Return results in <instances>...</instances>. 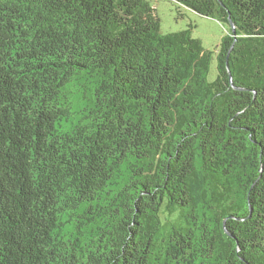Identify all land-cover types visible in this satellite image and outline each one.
<instances>
[{
	"label": "trees",
	"instance_id": "obj_1",
	"mask_svg": "<svg viewBox=\"0 0 264 264\" xmlns=\"http://www.w3.org/2000/svg\"><path fill=\"white\" fill-rule=\"evenodd\" d=\"M0 0V264H264V0Z\"/></svg>",
	"mask_w": 264,
	"mask_h": 264
},
{
	"label": "rangeland",
	"instance_id": "obj_2",
	"mask_svg": "<svg viewBox=\"0 0 264 264\" xmlns=\"http://www.w3.org/2000/svg\"><path fill=\"white\" fill-rule=\"evenodd\" d=\"M148 1L157 10L163 33L182 31L190 28L191 25L194 26L193 36L200 39L205 49L213 53L211 78L214 79L217 73L216 52L230 27L180 5L177 0Z\"/></svg>",
	"mask_w": 264,
	"mask_h": 264
}]
</instances>
